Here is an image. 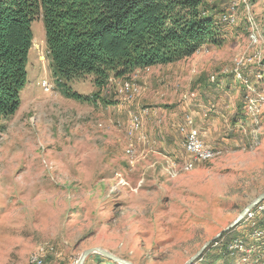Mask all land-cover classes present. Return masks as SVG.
I'll use <instances>...</instances> for the list:
<instances>
[{
    "label": "rangeland",
    "instance_id": "1",
    "mask_svg": "<svg viewBox=\"0 0 264 264\" xmlns=\"http://www.w3.org/2000/svg\"><path fill=\"white\" fill-rule=\"evenodd\" d=\"M205 1L221 18L220 45L102 88L91 76L70 80L68 95L49 72L41 17L31 22L20 106L0 119V264H29L40 245L52 248L46 264H77L90 248L132 264H184L211 240L194 264H264L252 231H264V215L255 226L246 218L264 199L224 232L264 192V0ZM114 79L137 94L126 100ZM185 115L213 159L194 161L183 148ZM210 252L220 258L208 261ZM83 264L118 263L92 253Z\"/></svg>",
    "mask_w": 264,
    "mask_h": 264
},
{
    "label": "trees",
    "instance_id": "2",
    "mask_svg": "<svg viewBox=\"0 0 264 264\" xmlns=\"http://www.w3.org/2000/svg\"><path fill=\"white\" fill-rule=\"evenodd\" d=\"M38 17L49 72L65 95L70 80L91 76L102 88L110 77L124 79L189 58L203 44H221V18L205 0H0V119L20 106L30 26ZM220 255L212 252L207 260Z\"/></svg>",
    "mask_w": 264,
    "mask_h": 264
},
{
    "label": "bare ground",
    "instance_id": "3",
    "mask_svg": "<svg viewBox=\"0 0 264 264\" xmlns=\"http://www.w3.org/2000/svg\"><path fill=\"white\" fill-rule=\"evenodd\" d=\"M224 20H226V18H224ZM255 79H260V76L255 75ZM241 81L245 84L244 87H246L249 90H253L252 87H251V83H250V80L249 79H247L245 77H242L241 78ZM115 82H116V80L114 81V83ZM115 84H117V83H115ZM135 85L133 83L129 82V81H120L117 84L116 90H117L118 94H120L121 96H123L126 100H130L138 92V86L136 87ZM254 91H256V90H254ZM249 99L252 100L251 98H249ZM244 102H246V101H244ZM248 108L250 110L249 113H252V108H253L252 105H250ZM139 123H140V118L138 117V115L137 116L136 115H132V117H131V126H130V129H129V132L131 134H133V133H135V132H137L139 130ZM178 128H179V133L182 136L183 148L185 149V151L187 152V154L189 155V157L192 159V151L191 150H187V148H194V137H192L190 135H199V134L192 128V126H188L187 123H181V124H179L178 125ZM195 144H199L202 149H209L208 155H206V150H197V152H195V161H198V162H206V161H209V160L213 159L215 157V155L217 154V150H215V148H213L211 146H208L203 141V139L200 138V136H195ZM126 152H127V154H132L133 150L131 148H128L126 150ZM258 214H263L264 215V203L261 204V205H258L257 209L256 210H252L251 212H249L248 215L250 217H255V215H258ZM255 219L256 218H248L247 221L252 226L253 225L255 226V221H254ZM248 222H246V223H248ZM258 222H259V220H258ZM256 225H258V224H256ZM259 229H257L256 227H254V229H252V231H253V234L259 238V241L261 242V245L264 246V232H262V230L261 229L259 230ZM248 230L249 229H247V231ZM231 249H232L231 251L234 252V253H237V251L238 252H243L245 254V257L246 258L249 257V255L247 254L246 251H242L241 248H239L237 246H234L233 244L231 245ZM227 250L229 251L228 248H227ZM50 252H52V248L47 247L46 245H40V246H38L31 253V255L29 256V264H33V262L40 263V264H46L45 263V259H46V256ZM233 255L235 256V254H233ZM235 257H238V256H235ZM228 258H229V256H228ZM230 258H232V257H230ZM233 259H234V257H233ZM241 259H243V258H241ZM245 260L246 259L242 260L241 262H245ZM246 261H248V260H246ZM236 264H238V263H236ZM243 264H254V263L253 262H249V263H243Z\"/></svg>",
    "mask_w": 264,
    "mask_h": 264
},
{
    "label": "water",
    "instance_id": "4",
    "mask_svg": "<svg viewBox=\"0 0 264 264\" xmlns=\"http://www.w3.org/2000/svg\"><path fill=\"white\" fill-rule=\"evenodd\" d=\"M263 199H264V192L261 193L259 196H257L250 204H248L240 212V214L235 218V220L224 230V232L234 228L239 223V221L241 219H243L244 216L252 209V207H254L258 203H260ZM218 236H216L215 238H217ZM211 241H213V240H211ZM211 241H208L207 243H205L197 251V253L193 257H191L188 261H186L184 264H194L197 261L198 257L202 254V252L210 245ZM92 253H99V254L103 255L104 257L108 258L110 261L118 263V264H132L131 262L123 260L121 258H118L115 255H113L112 253H110L104 249H101V248H90V249L85 250L82 253V255L80 256V258L78 259L77 264H83L85 259Z\"/></svg>",
    "mask_w": 264,
    "mask_h": 264
},
{
    "label": "built area",
    "instance_id": "5",
    "mask_svg": "<svg viewBox=\"0 0 264 264\" xmlns=\"http://www.w3.org/2000/svg\"><path fill=\"white\" fill-rule=\"evenodd\" d=\"M182 123H187L188 126L196 127V125L194 124V120L190 115H185ZM178 131H179V128H178ZM190 136L194 137V148H187V147L186 148L187 150L192 151V159L195 161V152H197V150H206V155H208L209 149H202L199 144H195V136H202V135H190ZM245 216H247V214ZM246 218H254V217H246ZM33 264H40V263L33 262Z\"/></svg>",
    "mask_w": 264,
    "mask_h": 264
},
{
    "label": "crops",
    "instance_id": "6",
    "mask_svg": "<svg viewBox=\"0 0 264 264\" xmlns=\"http://www.w3.org/2000/svg\"><path fill=\"white\" fill-rule=\"evenodd\" d=\"M168 65H170V64H168ZM139 118H140V117H139ZM150 120L154 121V118H152L151 116H149V117H147V118L144 120V121H145V122H144V129L146 128V125H148V122H149ZM154 122H155V121H154ZM139 128H140V123H139ZM193 128H196V131L198 132V134L201 135V132H200V130H199L198 127H193ZM165 131H166V130H165ZM166 134H167V135H170V136L173 135V134H171V132H167V131H166ZM168 137H169V136H168ZM201 137H202V136H201ZM202 139H203V138H202ZM203 141H204V140H203ZM208 146H210V145H208ZM149 149L153 151L152 148L149 147ZM138 152H141V153H142V152H143V149H141L140 151L138 150Z\"/></svg>",
    "mask_w": 264,
    "mask_h": 264
}]
</instances>
